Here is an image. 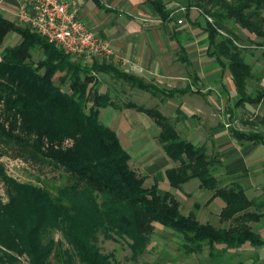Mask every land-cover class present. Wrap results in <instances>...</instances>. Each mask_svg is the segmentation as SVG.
Returning a JSON list of instances; mask_svg holds the SVG:
<instances>
[{"label": "trees", "instance_id": "trees-1", "mask_svg": "<svg viewBox=\"0 0 264 264\" xmlns=\"http://www.w3.org/2000/svg\"><path fill=\"white\" fill-rule=\"evenodd\" d=\"M204 1L211 9L206 14L214 20L204 29L208 55L223 70H229L239 103L259 105L264 100V88L257 90L256 96L243 94L246 81L257 77L244 61L245 47L239 46L232 34L239 28L264 39V0H187L186 17L191 8ZM152 4L161 19L168 20L162 2L154 0ZM231 21L229 30L224 23ZM218 30L231 38L217 41ZM12 32L21 41L7 48L0 62V103L6 114L3 121L0 119V145L38 165L62 169L63 174L56 187L46 184L40 188L7 180L0 167V179L9 196L8 204L0 201V264L15 261L9 252H24L32 264H44L53 248L63 258L61 264H113L92 243L99 231L107 238H125L132 260L137 261L146 253L156 224L181 236L180 250L185 255H196L205 247L228 250L264 246L249 225L258 216L250 212L252 202L244 189L226 176L225 184L217 178L220 169H210L214 162L221 167V162L209 156L205 146L181 138L173 122L156 108L131 101L120 104L110 92H100L97 74L154 97L173 93L148 85L112 63L94 62L91 67H82L29 28L0 15V47ZM35 51L41 52L38 60L33 58ZM107 107L133 109L154 122L160 129L157 141L163 153L176 165L165 171L169 186L178 190L197 180L201 189L213 192V197L223 202L220 219L224 227L201 224L183 215L170 193L159 195L157 182L145 186L146 175L129 166V155L116 133L99 121V110ZM232 135L239 142L264 143V136L256 131L232 130ZM66 137L75 140L67 151L44 152L41 148L44 138L54 141ZM54 230L62 232L68 251L55 247L51 239L45 242Z\"/></svg>", "mask_w": 264, "mask_h": 264}, {"label": "crops", "instance_id": "crops-1", "mask_svg": "<svg viewBox=\"0 0 264 264\" xmlns=\"http://www.w3.org/2000/svg\"><path fill=\"white\" fill-rule=\"evenodd\" d=\"M75 1L87 29L107 40L123 58L141 69L124 71L173 93L169 97H154L143 91L147 96L143 99V92L139 91L140 95L133 96L142 101L131 102L156 108L173 122L181 138L205 146L207 154L221 162V174L241 185L252 202L250 212L258 219L249 225L264 241V143L239 142L232 135V130H237L256 131L264 136V100L257 106L239 103L229 70H223L208 55L206 25L197 20L196 8L190 9L187 18V0H160L168 14L164 21L153 8L154 0ZM16 7L17 0H4L0 15L17 23ZM182 11L183 27L176 25ZM20 41L16 33L6 35L0 47V62L4 51ZM246 57L244 61L249 64ZM252 69L259 74L255 75V88L263 89L264 66L252 64ZM100 85V92L111 93L113 88L109 84ZM99 121L116 133L129 155V166L141 169L148 187L157 182L158 192L165 194L181 191L189 183L178 190L169 186L165 171L176 165L163 153L157 141L160 129L147 115L133 109L107 107L99 110ZM154 126L157 129L150 132ZM180 253V264H264V246L228 250L205 247L196 255H185L181 250Z\"/></svg>", "mask_w": 264, "mask_h": 264}, {"label": "rangeland", "instance_id": "rangeland-1", "mask_svg": "<svg viewBox=\"0 0 264 264\" xmlns=\"http://www.w3.org/2000/svg\"><path fill=\"white\" fill-rule=\"evenodd\" d=\"M200 3L196 8L198 13V21L202 25L213 24L214 20L208 16L206 13L207 10L211 11L209 6H206L207 2ZM181 17L177 18L176 25L184 26V13L181 12ZM264 14V10H263ZM172 17V15H170ZM181 20L182 23L179 24L177 21ZM19 25L18 23H16ZM227 29H231L233 22L224 23ZM22 28L25 26L19 25ZM233 39L239 46L245 47V53L243 57L248 58L249 65L252 68V64H260L264 66V39H259L255 37L253 34H249L246 31L239 29L232 34ZM231 38V35L225 31L218 30L217 41L220 38ZM7 41V46H8ZM41 57L40 51H35L33 53V58L38 60ZM75 60V59H74ZM77 61V60H75ZM79 64L81 63L80 61ZM82 67H91V65H87L84 63L80 64ZM254 75H259L254 73ZM97 82L99 85L101 82L104 84H109L111 89V95L113 98L120 99V104L125 103L127 101H134L140 103V100L137 97H134V94H139V90L137 88H131L129 85L120 81H116L114 79L108 80V77L105 74H97ZM255 80H247L245 83V87L243 89V94L246 96H256L257 90H262L261 88H255L254 85ZM124 85L122 88L120 85ZM113 85V86H112ZM152 85V84H148ZM101 88V85L99 86ZM99 88V89H100ZM143 92V91H142ZM144 95V92L141 94ZM147 98L144 95V98ZM4 104L0 103V119L3 121L5 119L4 113ZM19 123V122H18ZM8 124V122H7ZM155 127V126H154ZM150 129L149 131H153L155 128ZM19 132V129H15L14 132ZM250 131H245V133ZM36 139V137L34 138ZM42 150L44 152H48L49 150H61L67 151L68 149L74 146L75 140L73 138H62L59 140L49 141L48 139H42ZM137 143H134V146ZM0 167L3 170L4 176L7 180H11L19 185H32L35 187H43L48 184L50 186H57L60 182V176L63 174L62 169H54L51 165H38L31 161L30 159H26L24 157L19 156L17 152L12 150L10 147L7 148L5 145H0ZM133 170L140 172L141 175H145L142 173L140 168H136L134 165L130 166ZM211 170H216L220 172L218 163H213L210 167ZM218 179L224 181L225 184L226 178L222 174L217 175ZM148 187V183L145 184ZM53 195V191L50 189ZM50 192V193H51ZM172 197L179 203V210L183 215H190L196 219L201 224H210L215 228L224 227L226 224L223 220L220 219L221 209L224 207L223 202L219 198L213 197V192L203 190L199 187V182L197 180H192L186 186L183 187L181 191H173L170 193ZM160 196H164L163 193L159 194ZM0 201L2 204L9 203V196L6 192V184L3 179H0ZM111 238H107L103 232L99 231L95 234L93 239V245L98 248V250L108 257L113 264H180L183 256L180 253V245L182 243L181 236L175 234L171 230L163 228L162 226L156 224L154 233L151 237V242L147 248L146 253L137 261L132 260V252L128 247V241L125 238L116 237L111 235ZM53 240L55 247H60L63 252L68 251L70 247L66 242L63 234L60 230H54L51 235L48 237L46 241ZM10 255H13L15 261L12 264H32L30 258L24 253H15L9 252ZM60 259V261H59ZM65 259V258H64ZM63 262V258H59L56 254L55 248L52 249L47 261L44 264H61Z\"/></svg>", "mask_w": 264, "mask_h": 264}, {"label": "built area", "instance_id": "built-area-1", "mask_svg": "<svg viewBox=\"0 0 264 264\" xmlns=\"http://www.w3.org/2000/svg\"><path fill=\"white\" fill-rule=\"evenodd\" d=\"M3 1L0 0V8ZM15 16L19 25L29 28L81 63L106 62L123 70L141 71L107 40L87 29L80 19L75 0H17ZM177 22L182 23L181 20Z\"/></svg>", "mask_w": 264, "mask_h": 264}]
</instances>
